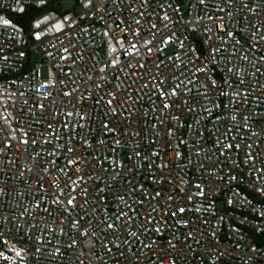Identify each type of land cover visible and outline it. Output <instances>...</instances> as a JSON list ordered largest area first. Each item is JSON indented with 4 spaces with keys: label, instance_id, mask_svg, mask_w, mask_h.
Instances as JSON below:
<instances>
[{
    "label": "built area",
    "instance_id": "built-area-1",
    "mask_svg": "<svg viewBox=\"0 0 264 264\" xmlns=\"http://www.w3.org/2000/svg\"><path fill=\"white\" fill-rule=\"evenodd\" d=\"M62 1L0 0V264H264V0Z\"/></svg>",
    "mask_w": 264,
    "mask_h": 264
},
{
    "label": "rangeland",
    "instance_id": "rangeland-1",
    "mask_svg": "<svg viewBox=\"0 0 264 264\" xmlns=\"http://www.w3.org/2000/svg\"><path fill=\"white\" fill-rule=\"evenodd\" d=\"M60 6H61L62 10L65 11V10H71V9H73L74 4H73V2H71V1L63 0V1L61 2ZM33 60H34V61H39V60H41V56H39L38 54H35V55L33 56ZM45 73H46V70L43 69V75H44V76H45Z\"/></svg>",
    "mask_w": 264,
    "mask_h": 264
},
{
    "label": "trees",
    "instance_id": "trees-1",
    "mask_svg": "<svg viewBox=\"0 0 264 264\" xmlns=\"http://www.w3.org/2000/svg\"><path fill=\"white\" fill-rule=\"evenodd\" d=\"M21 23L25 24V22H22V21H21Z\"/></svg>",
    "mask_w": 264,
    "mask_h": 264
}]
</instances>
